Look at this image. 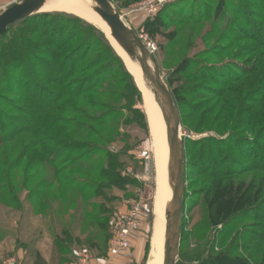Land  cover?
Here are the masks:
<instances>
[{"label": "rangeland", "instance_id": "1", "mask_svg": "<svg viewBox=\"0 0 264 264\" xmlns=\"http://www.w3.org/2000/svg\"><path fill=\"white\" fill-rule=\"evenodd\" d=\"M20 1L0 0V14ZM118 1L111 0L119 10L121 4ZM144 1L146 0L131 1L129 6L132 5V8L122 10L120 14L140 38L145 39L146 43L150 42L155 45L154 56L160 65L163 79L172 91L181 116V137L185 143L187 167L183 212L185 227L182 233L178 264L197 260L199 256L206 259L223 253L240 256L247 260L250 253H253L250 248L255 242H259V244L261 242L258 241L256 235L262 233L264 236V231L261 229L264 226V190L258 196L256 209L244 213L243 216L232 215L240 224L230 234L224 247L221 248V239L225 228L223 225L206 226L200 232L196 229L204 223V218H207L202 205L205 195L213 188L221 192V185H218L213 179L215 176L212 177L217 175L219 169L226 172L231 169L251 170V168L259 167L258 172L252 171L242 178V181L246 185L253 182L255 190L260 186L264 189V0H177L175 3H181L166 6L167 8L165 7L158 16L151 17L153 19H148L147 14L138 9ZM55 9L50 14H64L74 17L78 21L67 24V27L61 24H52L45 29H41L44 26L37 23L39 29L37 28L38 31L35 29L36 33L30 29L31 25H15L13 29H10L5 39L0 40V62H3L0 63V68L5 71L6 75L17 78L15 69L8 65L9 62L6 63L9 58L6 59L4 49L8 47L9 41L21 31H28L27 40H30L31 44L39 46V48L31 47L29 50L48 60H51L50 56L53 55L51 53L54 52L52 50L55 49L53 35L55 38L58 36L59 41L63 43L77 33L76 38L71 41L72 43L68 45L66 43V46L62 47L60 56L64 57L71 48L86 42L78 54L80 56L85 52L88 54L89 50L90 53L78 68H85L94 62L98 64V67H93L91 72L103 70L104 75L115 77V81L123 83L124 87L128 83L126 94L129 96V102L124 105L127 109L124 110L123 117L118 118L117 134L120 142L109 145L106 149L116 152L127 151L126 154L135 158L136 162H133V167H131V162L126 161L129 167L125 175L128 174L134 178L137 184L129 188L128 197L115 194L119 199L108 204V207L110 208L109 215L113 216L112 214L119 209H132L134 206H141L142 226L138 237H141L143 249L141 264H147L151 252L153 231L158 227L153 215L157 177L153 138L142 93L136 85L134 77L131 75V78H128L123 74L122 68H125L127 73L129 71L102 31L89 24L84 18H78L74 13L62 12L58 5ZM42 14H37L34 17ZM139 15L140 17H137ZM142 17H146V19L140 24ZM156 18L158 24L153 26L152 22ZM147 20H150V23L145 27L144 23ZM46 50H51V53ZM114 56L121 59V64L112 59ZM33 66L35 67L34 64ZM35 70L38 72L37 68ZM244 75L246 76L240 83H233ZM39 81L42 85L56 90V87L44 76L40 77ZM245 84L248 85L245 86ZM13 86L10 85L8 88L0 85V124L3 122L1 119L3 114L8 123H19L25 126L24 110L30 108L28 94H36L39 103L45 101L46 98L43 99L42 93L38 94L37 90L33 89L28 93L19 94V90ZM227 90L230 92L223 97V100L233 107V109H229V107L226 109V113L231 114L233 119L229 122V130L221 133V116L217 114L221 108V95ZM251 90L250 95L249 91ZM240 92L242 93L241 101L235 102V98ZM218 107L220 108L218 109ZM199 108L200 113H196L195 110ZM210 112H212L211 115H209ZM252 114L255 116L253 117L254 125L250 127L248 124ZM207 117L209 118L207 119ZM36 124L34 125L37 128ZM39 126L42 127V130L47 127L42 123ZM34 131L36 130L33 127L31 133ZM229 135L231 136L229 137ZM46 137L36 136L43 144L50 141ZM246 139L247 143H244ZM0 141L2 140L0 139ZM22 143L24 144L20 149L15 152L10 150L7 153L4 151L7 147H12V143L1 145L0 162L1 159L4 160L8 156L9 160L6 164L12 165L24 156L23 163H27L34 158L32 150L41 153L56 152L57 150L56 147H45V149L37 147L29 140H24ZM213 144L221 146V154L211 149ZM236 146L243 149L238 152ZM89 149V147H85L83 151L87 152ZM145 158H150L148 163ZM206 170L215 174L201 175V172ZM15 174H17L18 183H13L8 191L4 187V182L9 178L7 177V179L4 173H0L2 180L0 183L3 186L0 189V199H2L3 205L0 208V219L1 229H3L2 238H5L3 246L0 247V264L15 257L11 251L14 247L11 244V238L19 240L25 236L24 240L34 238V241L39 239L41 242L46 238L52 243L64 226L58 217V204H61L57 201L59 194L55 192L54 195H51L50 193L48 198L42 201L40 197L34 196L36 189L40 190L39 177L25 189L22 184L25 175L22 171ZM45 189L43 188V190ZM113 193L115 192H104L107 198H110ZM28 200L30 204H27ZM215 200L220 203L221 194L216 195ZM9 202L13 203L9 205ZM39 202L43 205H39ZM64 205L65 200H63ZM48 209L51 210V213L46 224L42 223L43 220L41 221L37 215L34 216L37 211L44 212ZM31 214L33 217H26ZM32 218L38 219V224L31 232L26 224L29 222L27 220ZM82 222L85 224L84 221ZM106 224L105 235L109 237L108 240L103 241V245L107 243L106 248L103 245L100 249L90 246L89 238L87 242L83 241L77 247L68 248L67 253L62 256L64 260L62 264L78 263L80 254L87 251L94 260H101L109 248L111 219ZM39 232L41 238H38ZM261 244L263 245L264 241ZM232 245H234L233 248H231ZM243 247L248 248V251H242ZM17 248L15 247V253L19 250Z\"/></svg>", "mask_w": 264, "mask_h": 264}, {"label": "trees", "instance_id": "2", "mask_svg": "<svg viewBox=\"0 0 264 264\" xmlns=\"http://www.w3.org/2000/svg\"><path fill=\"white\" fill-rule=\"evenodd\" d=\"M131 1L137 2L138 0H127L126 2L129 5ZM178 3L181 2L172 3L168 6ZM77 21L76 18L64 14L45 13L17 24L31 25L32 28L30 29L36 33L35 29L38 31L39 24L44 26L41 29H45L52 24H61L67 27V24L76 23ZM149 23L150 20H147L144 23L145 27ZM156 23L158 24L157 18L152 22V25L154 26ZM15 25L9 28L7 34ZM7 34L1 37L0 40L5 39ZM28 34L29 32L26 30L19 32L18 35H15L9 41L8 47L4 49L5 56H7L6 59L9 58L6 63L9 62L8 65L15 69L14 72L17 78L6 75L5 71L0 68V85L8 88L10 85H14L13 88L19 90V94L28 93L31 89L37 90V93H42V98H46V100L39 103L36 94H28L30 108L24 110L25 126L19 123H8L2 114L1 119H3V122L0 124V139L2 141H0V148L5 143H12V147H7L4 153L10 150L15 152L22 147L24 140H29L37 147L40 146L44 149L45 147H56L57 150L56 152L43 153L32 150L31 153L34 154L33 160L23 163L24 156H22L20 160L12 165L6 164L9 160V157L6 156V159H1L0 169L4 170H0V173H4L6 178H9L4 182V187L8 191L13 183H18L17 174L15 173L22 171L23 175H25L22 182L25 189L39 177L40 190L36 189L35 197H40L43 201L48 198L50 193L51 195H54L55 192L59 194L57 201L62 205L58 204V217L64 226L59 235L53 239L52 260L57 264H62L64 262L62 256L67 253L68 248L77 247L83 241L87 242L89 238L90 246L98 249L102 247L103 241L109 238L105 235L107 231L106 223L112 218L111 214L109 215L110 208L108 204L119 199L115 194L128 197L129 188L137 184L134 178H131L128 174L125 175L129 167L126 161L131 162V167H133V162H136L135 158L130 154H126L125 152L127 151L116 152L106 149L109 145L120 142L117 134L118 118L121 119L124 110L127 109L124 105L129 102V96L126 94L128 83L124 87L123 83L115 81V77H109L108 74H106L107 76L104 75L103 70L91 72L93 67H98V64L94 62L85 68H78L90 53L89 50L88 54L86 52L81 56L78 54L86 42H82L80 46L78 45L79 47L71 48L64 57L60 56L62 47L72 43L71 41L76 38L77 33L68 38L67 42H63L64 44L59 41L58 36L56 38L55 35L52 36L55 47L52 51L54 52L51 53V50H46L48 53L53 54L50 56L51 60L43 56L40 57L29 50L31 47L39 48V46L31 44L30 40H27ZM172 36H175V34H172ZM112 59L121 64L120 58L114 56ZM36 68L38 72H35L37 71L35 70ZM125 71V68H122L123 74L131 78V74ZM42 76L54 85L56 90L55 88L51 89L42 85L39 81ZM245 76L233 83H240ZM105 87L106 89H104ZM228 92L230 91L227 90L221 95V108L218 107L220 110L217 115L221 116V133L229 130V122L233 119L231 114L226 113L228 107L229 109H233V107L223 100V97ZM249 92L251 95L252 90ZM241 95V92L237 94L235 102L241 101ZM28 111H31V113H28ZM195 112L200 113V108L195 110ZM254 115L252 114L250 117L248 124L250 127L254 125L253 117L256 116ZM216 119H219V117H216ZM40 123L47 126L46 129L42 130V127L39 126ZM206 123L208 122L206 121ZM34 124L37 125V128ZM33 127L36 131L31 133ZM33 133L36 136H47L46 138H49L50 141L48 140L47 144H43ZM244 141H246L244 143H247V139ZM238 143L242 144L241 142ZM85 147H89V151L84 152L83 149ZM236 148H238V152L243 149L240 146H236ZM211 149L221 154V146L213 144ZM259 170V167L251 168V170L231 169L226 172L219 169L217 175H213L215 173L209 170L202 171L201 175L209 176L211 174L213 175L212 177L215 176L213 179L218 185H221V192L214 188L210 189L209 192L207 191L208 193L202 203L207 218H204V223L196 230L200 232L206 226L223 225L225 228L221 239V248L224 247L230 234L240 224L234 217L236 215L243 216L244 213L256 209L258 205L256 201L264 189L260 186V188L255 190L253 182L246 185L242 178L252 171L258 172ZM0 182H2L1 179ZM0 186V189H2L1 183ZM43 188L46 189L43 190ZM70 191L72 192L70 193ZM105 191L115 193L110 198H107L104 194ZM218 194H221L220 203L215 200ZM63 200H65L64 206ZM26 202L30 204L29 200ZM12 203L9 202V205ZM39 205H43V203L39 202ZM1 206H3L2 199H0V208ZM50 213L51 210L49 209L44 212L37 211L34 216L37 215L41 221L43 220L42 223L46 224ZM232 215L235 216L233 217ZM30 216L33 217L32 214L26 217ZM82 221L85 224H82ZM184 225L183 223V229ZM42 228L44 229L45 227L43 226ZM42 228L39 229L40 232ZM261 229L264 231V226ZM2 230L0 219V247L3 246L5 240V238H2ZM40 232L38 233V238H41ZM256 236L258 241H264L262 233ZM24 238L25 236L22 240L20 238L19 240L11 238V244L14 247H20L24 245ZM261 242L260 244L255 242L253 247L250 248L253 253H250L247 260L240 256H230L223 253L206 259L199 256L197 260H190V263L185 264H264V244L262 245ZM106 244L103 247L106 248ZM241 249L242 251H248V248L245 247Z\"/></svg>", "mask_w": 264, "mask_h": 264}, {"label": "water", "instance_id": "3", "mask_svg": "<svg viewBox=\"0 0 264 264\" xmlns=\"http://www.w3.org/2000/svg\"><path fill=\"white\" fill-rule=\"evenodd\" d=\"M94 11L103 19L119 47L142 72L145 82L151 87L166 125L169 145L168 183L172 197L168 203L163 264H178L183 233L185 205V177L187 162L185 143L181 137V116L172 91L162 77L160 65L154 54L138 33L124 21L111 0H92ZM48 0H21L0 14V38L9 28L41 12ZM110 42V41H109Z\"/></svg>", "mask_w": 264, "mask_h": 264}, {"label": "bare ground", "instance_id": "4", "mask_svg": "<svg viewBox=\"0 0 264 264\" xmlns=\"http://www.w3.org/2000/svg\"><path fill=\"white\" fill-rule=\"evenodd\" d=\"M60 7L62 12L74 13L78 18L85 19L89 24L97 27L124 61L129 73L134 77L135 83L142 93L146 115L153 138V150L155 155L156 167V192L153 203V215L158 227L153 231L151 243V252L147 264H163L164 261V243L166 232V212L168 203L171 200L172 193L168 183V158L169 145L167 139L166 125L163 115L156 104L151 87L145 82L141 70L132 64L126 54L119 47L111 35V31L103 19L94 11L95 4L92 0H48V3L41 12L50 13L55 8ZM154 222V223H155Z\"/></svg>", "mask_w": 264, "mask_h": 264}, {"label": "built area", "instance_id": "5", "mask_svg": "<svg viewBox=\"0 0 264 264\" xmlns=\"http://www.w3.org/2000/svg\"><path fill=\"white\" fill-rule=\"evenodd\" d=\"M177 0H146L139 5L138 9L147 14L148 18L159 14L166 6L175 3ZM145 42V39H143ZM146 43V42H145ZM148 49L154 54L155 45L146 43ZM150 158H145L148 163ZM142 226L141 206H134L132 209H119L114 212L111 218V239L109 241V252L117 257H134V240L139 235ZM3 264H20L19 259L11 257ZM76 264H98L87 252L80 254L79 262Z\"/></svg>", "mask_w": 264, "mask_h": 264}, {"label": "crops", "instance_id": "6", "mask_svg": "<svg viewBox=\"0 0 264 264\" xmlns=\"http://www.w3.org/2000/svg\"><path fill=\"white\" fill-rule=\"evenodd\" d=\"M120 3L119 12L122 10L132 8V5L129 6L126 0H119ZM137 17H140L137 16ZM124 18V17H123ZM142 20L139 22L140 24L146 19V17H142ZM155 219V217H154ZM29 221L26 225L30 228V231H34V227L38 224V219L32 218L28 219ZM38 229V228H37ZM30 238L24 240V245H21L17 249L18 252L15 253V247L12 248L13 254L16 258L19 259L20 264H57L52 260L53 257V242L47 240L45 238L44 241L41 242L39 239ZM22 240V238L20 239ZM29 243V244H28ZM134 257L126 258V257H115L109 252V248L107 249L105 256L98 260V264H141V260L143 257L142 252V243L141 237H137L134 240Z\"/></svg>", "mask_w": 264, "mask_h": 264}]
</instances>
